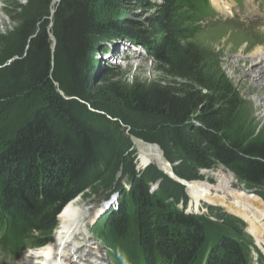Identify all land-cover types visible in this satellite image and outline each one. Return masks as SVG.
<instances>
[{
    "label": "trees",
    "instance_id": "obj_1",
    "mask_svg": "<svg viewBox=\"0 0 264 264\" xmlns=\"http://www.w3.org/2000/svg\"><path fill=\"white\" fill-rule=\"evenodd\" d=\"M52 1L25 0L14 8L19 55L7 66V84L27 92L31 107L0 136L1 244L19 254L50 240L63 206L109 162L112 118L162 130L192 166L220 164L245 188L264 189V132L242 131L236 89L192 40L190 23L204 15L203 0H134L155 11L146 21L123 22L105 14L113 0H58L50 30ZM122 35L155 58L163 77L93 85L94 39ZM6 40L0 34V43ZM1 102L0 121L12 120L14 105L3 96ZM151 183L139 176L129 190L117 189L119 209L105 218L102 238L124 245L112 248L122 264H248L236 237L209 243L203 216L185 213L177 197Z\"/></svg>",
    "mask_w": 264,
    "mask_h": 264
},
{
    "label": "rangeland",
    "instance_id": "obj_2",
    "mask_svg": "<svg viewBox=\"0 0 264 264\" xmlns=\"http://www.w3.org/2000/svg\"><path fill=\"white\" fill-rule=\"evenodd\" d=\"M24 1L25 0H0V34L5 35L7 39L3 44L0 43V108L2 107V96L8 98L15 107V116L12 120H7L6 122L0 121V136L3 135V132L9 131V129L15 125L14 123L21 119L23 114L31 107V100L27 92H24L20 87L12 88L7 84V66L19 55L15 45L18 37L14 35V31L18 26V21L14 19L17 14V10L14 12V8L19 4H23ZM151 1L157 4L162 2V0ZM58 2V0H53L50 4L48 16L50 22L47 26L50 30L52 23L51 19ZM241 2L242 0H238V8H240ZM134 4V0L121 1L120 3L117 0H113L112 4L107 5L105 14H111V18L113 17V19H117L121 22L132 18L137 21H146V18H149L151 13L155 11L154 9L144 10L141 7H136ZM260 4V0H251V2L246 5V12L244 15L252 17L258 13V7L262 6L261 18L255 16L254 19L249 17L247 20L243 21L239 19V16H231L230 14L224 21L222 20L224 16H220L217 19L221 21L207 20L198 17L194 22L190 23L192 27H196L192 40L205 49V57H207L208 61H218V66H220L221 71L236 89L239 99L238 102L240 104L239 113L241 118L244 119L243 124L241 123L242 131L249 137L259 131L264 132V105L260 108L257 106L255 93L248 90V87L244 84V80L241 78L238 68H236L237 65H240L236 63V60H240L241 57L239 56L238 50L232 48L233 42L231 41H235V38L238 39L243 36L241 45L244 46L250 40L253 41L259 38L264 40V2ZM206 11L207 5H204L203 13ZM256 17L258 19H256ZM40 23V20L37 21L35 26H38ZM49 35L51 48L53 50L55 47V38L51 31ZM114 39L119 43V46L116 45V43L113 44V50H119L116 52V55H126L127 60H121L117 63H114L111 59L109 60L110 62L101 61L100 59L104 54L112 52V50H109L110 46H108L106 42H113ZM131 44L133 43L123 35L122 37H114L113 39H103L102 37L94 39V48L89 51L88 54V59H91L93 64H96V67H98V74L94 76L93 85L114 81H119L127 85H132L134 81L150 83L153 82V80H158L163 77L158 70L159 63L156 62L155 58L151 57L141 44L136 43L137 45L133 44L134 46ZM249 50H251V47ZM246 55L247 54L244 56ZM240 62L243 64L242 61ZM88 108L92 110L91 106H88ZM112 120H114V123L110 125V130L114 136L112 139L116 142L111 150L109 162L104 168H101L95 181H92L86 189L75 196L81 200L80 205L85 204L90 206L86 215H88L89 212L91 213V210L101 207L106 201L105 197L107 194L111 193L112 189L117 190L121 188L123 190L129 182L132 183L134 178L139 176H143L154 183L158 181L159 191L164 194L174 195V198L177 197L179 199L178 204H180L182 202L181 199H183L184 204L182 205V209H186L185 205H188L190 201V197L186 194V183L181 185L179 182L169 179V175L167 176L165 173L161 172L156 162L152 165L145 164L142 166L139 154L140 151L136 148V143L138 141L145 142L152 146H159L162 157L175 168L176 178H180L182 181L194 180V178L201 173L213 175L220 167H223L220 164H216L210 169L196 168L194 165L192 166L181 158L175 143L172 142L168 135L162 130L152 128L141 122L127 124L121 122L119 118H112ZM210 181L213 183L215 178ZM234 181V185L244 193H255L264 200V189H247L238 182L236 177H234ZM122 190H120L121 194ZM187 211L197 212V215L203 216L207 223L209 243H212L216 238L222 235H228L233 238L236 237L248 256V264H264V251L258 247L254 239L247 234L245 230L246 223L240 216L232 215L220 206H212L204 202L199 203L197 209H194V211L189 210L187 206ZM105 217L106 215L104 218ZM93 221L94 220H92V222ZM92 222L87 224V231L81 239L83 243L82 246L88 245L87 247L90 251V254L84 255L86 259L87 256H94L93 254H96L94 252L100 251L102 254L106 253L108 251V245L115 250L121 249V247L124 246L119 244L114 245L111 241L107 242L103 240L102 234L104 230L101 226L103 221L99 220L98 223ZM52 236L53 232L49 238L50 240ZM102 240L108 245L105 246ZM128 243L129 241L127 244ZM127 246L129 247L130 245L128 244ZM33 249L34 248L29 250ZM109 252L110 251L106 254L109 257L107 262L114 264L110 254L111 252ZM114 252L113 250V253ZM22 256L17 260L2 257L0 258V264H20L23 261Z\"/></svg>",
    "mask_w": 264,
    "mask_h": 264
},
{
    "label": "bare ground",
    "instance_id": "obj_3",
    "mask_svg": "<svg viewBox=\"0 0 264 264\" xmlns=\"http://www.w3.org/2000/svg\"><path fill=\"white\" fill-rule=\"evenodd\" d=\"M212 2L218 10L222 11H228L236 5L233 1L227 0H212ZM242 40L243 36L231 41L233 42L232 48L238 50L241 57L240 60H236V63L240 64L236 68L248 90L255 93L256 103L260 108L264 105V40L260 38L250 40L251 42L248 41L244 46L241 45ZM115 43L119 46L118 41L115 40L106 42L112 52L104 54L101 61L108 62L119 51L113 50ZM250 47L251 50H249ZM245 54L247 55L244 56ZM136 148L140 151L142 166L156 162L161 172L177 177L175 168L162 157L160 150L155 146L138 141ZM213 178L215 181L212 183L210 180ZM183 182L186 183V194L190 197L187 205L189 210L194 211L199 203L204 202L208 205L220 206L228 213L240 216L246 223L247 234L264 251V200L260 196L255 193L246 194L238 189L234 185L233 173L223 167H220L213 175L201 173L194 180H183ZM80 203L81 200L75 197L63 206L56 217L57 225L51 240L41 247L25 252L20 264H105V260H101L95 256L96 254L91 257L87 256L86 259L84 255L90 254V251L88 245L82 246L81 242L82 236L87 231V224L95 220L93 218L101 207L91 210L92 212L86 215L90 206L80 205Z\"/></svg>",
    "mask_w": 264,
    "mask_h": 264
},
{
    "label": "water",
    "instance_id": "obj_4",
    "mask_svg": "<svg viewBox=\"0 0 264 264\" xmlns=\"http://www.w3.org/2000/svg\"><path fill=\"white\" fill-rule=\"evenodd\" d=\"M157 149H159L160 150V147L159 146H157V145H154ZM161 151V150H160ZM166 174V173H165ZM168 176V175H167ZM169 178H171V179H173V180H176V181H178L179 183H181V184H184V182L182 181V180H180V179H178V178H175V177H171V176H169Z\"/></svg>",
    "mask_w": 264,
    "mask_h": 264
}]
</instances>
